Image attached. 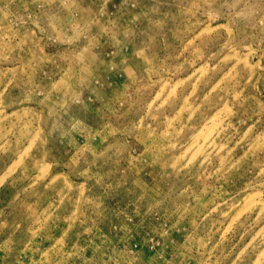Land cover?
<instances>
[{"label":"rangeland","instance_id":"obj_1","mask_svg":"<svg viewBox=\"0 0 264 264\" xmlns=\"http://www.w3.org/2000/svg\"><path fill=\"white\" fill-rule=\"evenodd\" d=\"M0 264H264V0H0Z\"/></svg>","mask_w":264,"mask_h":264}]
</instances>
